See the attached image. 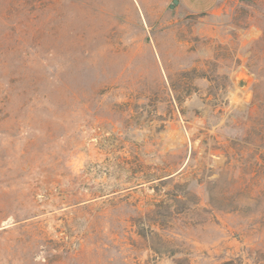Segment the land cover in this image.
<instances>
[{
  "label": "rangeland",
  "instance_id": "374dc122",
  "mask_svg": "<svg viewBox=\"0 0 264 264\" xmlns=\"http://www.w3.org/2000/svg\"><path fill=\"white\" fill-rule=\"evenodd\" d=\"M0 264H264V0H0Z\"/></svg>",
  "mask_w": 264,
  "mask_h": 264
},
{
  "label": "crops",
  "instance_id": "0c3cea01",
  "mask_svg": "<svg viewBox=\"0 0 264 264\" xmlns=\"http://www.w3.org/2000/svg\"><path fill=\"white\" fill-rule=\"evenodd\" d=\"M220 0H200L199 4H194L190 0H179L180 5L193 13H206L214 10Z\"/></svg>",
  "mask_w": 264,
  "mask_h": 264
},
{
  "label": "water",
  "instance_id": "95a60500",
  "mask_svg": "<svg viewBox=\"0 0 264 264\" xmlns=\"http://www.w3.org/2000/svg\"><path fill=\"white\" fill-rule=\"evenodd\" d=\"M179 2V0H174V3H178ZM174 4H172V6H173Z\"/></svg>",
  "mask_w": 264,
  "mask_h": 264
}]
</instances>
